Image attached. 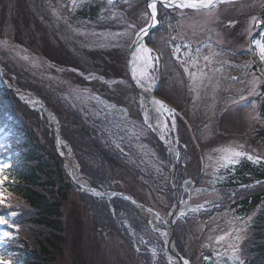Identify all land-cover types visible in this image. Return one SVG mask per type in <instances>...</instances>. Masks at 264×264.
<instances>
[{"label": "rangeland", "instance_id": "obj_1", "mask_svg": "<svg viewBox=\"0 0 264 264\" xmlns=\"http://www.w3.org/2000/svg\"><path fill=\"white\" fill-rule=\"evenodd\" d=\"M85 1L99 4L96 17L77 14ZM263 7L264 0L224 1L199 10H166L159 5L157 18L162 23L151 31L153 48L146 45L156 58L148 69L154 81L149 91L159 85L162 102L175 112V128L171 117L163 118L168 131L162 127L163 138L181 149L183 173L174 185V160L149 127L151 121L145 120L143 95L133 83L129 62L136 33L150 20L148 0H76L75 7L73 0H0V106L8 110L2 108L3 117L13 121L11 126L0 124V161L9 165L3 173L7 179L0 215L13 225H0V233L7 230L14 237L0 244L5 259L12 264H42L27 259L25 247H37L36 235L43 234L44 240L48 232L32 225L28 219L34 218V211L7 192L6 182L15 156L24 149L26 132L35 135L42 146L56 149L59 129L62 149L79 166L72 146L62 137L64 121L76 136L79 123L95 129L122 158L110 171L111 183L164 218L153 221L154 214L137 208L132 212L112 203L120 197H94L97 204H90L82 198L83 193L90 194L74 186L62 208L64 245L50 259L42 257L47 263L176 264L167 253L172 233L174 250L182 255L183 264L264 263L261 254L251 248L260 241L253 234L257 211L245 214L237 203L247 192L264 187H217L243 161H264V137L257 135L264 128L259 113L264 62L252 43L257 38L264 42V23L259 29L255 23L264 21ZM64 61L71 66L57 67ZM189 73L197 74L195 82ZM14 88L41 98L57 126L36 102L22 98ZM6 99L11 101L9 106L4 104ZM226 149L253 159L240 158L225 168ZM63 168L69 178L76 173L75 166L64 159ZM176 207L182 208L183 216L174 217ZM191 208L201 210L191 212ZM10 212L16 215L10 217ZM172 220L171 230L165 222ZM241 223L245 231L234 253L230 247L235 242L233 228ZM229 232L232 236H227ZM220 236L226 239L217 243Z\"/></svg>", "mask_w": 264, "mask_h": 264}, {"label": "trees", "instance_id": "obj_2", "mask_svg": "<svg viewBox=\"0 0 264 264\" xmlns=\"http://www.w3.org/2000/svg\"><path fill=\"white\" fill-rule=\"evenodd\" d=\"M98 8L99 4L88 5L85 1L78 8L77 14L82 17L94 18L98 15ZM261 14L264 18V8ZM66 59L64 58V60ZM65 63L66 61L63 64H59L64 67L71 66ZM262 92L263 101L260 105L259 113L264 119V84L262 85ZM4 120L7 121L6 119ZM62 123L64 127L62 137L72 146L73 154L81 167L83 178L87 179L92 186L104 191L124 190V188L113 185L110 179V171L116 169L119 160L122 159L119 153H116L113 148L109 149L106 146L107 143L101 139L100 134L95 129L90 130L84 125L85 123H79L80 128H78V131L81 132L78 133L79 136H76V132L73 133V130L69 131L64 121ZM257 135L264 137V128L258 131ZM22 146L24 149L17 153L9 170L6 190L12 197L25 201L34 211V218L28 219L32 221V225L43 228L46 233L48 232V237L43 238L44 240H42L43 234L38 233L36 235L35 244L37 247L31 249L25 247L27 259L41 262L42 264H49L47 259L59 254L64 245L65 229L62 208L65 202L68 201L69 195L73 192V187L78 186L65 173L63 159L58 155L54 146L52 149L42 146L36 136L30 132H26V140L22 143ZM168 158L170 159L169 155ZM182 170V162L180 160L177 172L178 179L183 173ZM260 180H264V161L258 164L243 161L234 170L230 171L220 185L223 189L237 190L243 185L249 186L252 182ZM261 184L260 186L264 187L263 182ZM169 189L171 195H173L174 191L171 188ZM253 190L249 193L247 192L245 196L243 195L237 203L240 210L245 214L257 211L254 216L253 234L260 241L255 247L251 248H253L255 254H261L260 257L264 261V189L258 192ZM82 198L90 204H97V200L90 195L83 193ZM112 203L124 206L132 212L137 211L135 207L122 199H114ZM112 219L110 216L109 220ZM176 228L178 229L176 232L178 237L180 235L179 226ZM43 256L47 259L42 258ZM236 261L232 264H236ZM203 264H209V262L204 261ZM240 264L243 263L240 262ZM261 264L264 263L262 262Z\"/></svg>", "mask_w": 264, "mask_h": 264}, {"label": "snow or ice", "instance_id": "obj_3", "mask_svg": "<svg viewBox=\"0 0 264 264\" xmlns=\"http://www.w3.org/2000/svg\"><path fill=\"white\" fill-rule=\"evenodd\" d=\"M224 2V0H150L148 8L150 10V21L149 23L142 29H140L136 33V39L134 41V50L131 54V65L133 68V78L136 80V83L141 87L144 88L146 91L152 90L154 86V81L152 78L148 75V69L152 67V61L156 59L155 57L151 56V49L147 48L144 38L146 36L150 35V31L157 28V25H159L160 21L157 19L158 15V4L161 5L166 10L171 9H193V10H199V9H211L212 7L216 6L218 3ZM73 6H76V0H73ZM257 29L260 28L261 23H264V21H255ZM253 45L255 46L257 50V55L259 56V59L264 62V42H262L261 39L257 38L252 41ZM176 52H179L180 49L177 47L175 49ZM197 53L199 52V49L196 50ZM185 56H188L189 53H184ZM24 59H28V57H24ZM205 60H208L209 57H204ZM192 64L195 65L196 60L193 59ZM185 71L187 72L188 69L185 68ZM190 77L192 78L193 82L197 79L196 73H189ZM255 83V81H253ZM79 96L80 94L77 93ZM99 99V98H97ZM245 97L241 96V100H244ZM152 104L155 105V111L160 114L161 118L171 117V124L172 128H175V112L173 109L168 108L167 105H165L162 101H156L153 100ZM148 117L145 116V120L147 121ZM158 127L160 125H157ZM149 127H152V125H149ZM165 132L168 131V124L165 120V122L162 125ZM163 138V137H161ZM226 155L222 157L223 164L222 166L227 168L229 166H233L237 163H239L240 158L246 157L249 160H252L253 157L248 156L246 153L235 150V149H226L225 150ZM259 162V161H257ZM9 165L4 163L3 161H0V205L5 203V196L3 192V184L5 180L7 179L6 176L3 175L4 169L7 168ZM94 194L99 196L102 195L100 192H95L93 190ZM199 208H191L189 211L191 212H197L200 211ZM15 212H10L9 216H15ZM180 215L183 216L184 212L181 211ZM159 219V217H157ZM250 219V218H249ZM0 225H9V227H13V225L9 224V220L4 216L0 215ZM245 231V224L241 223V225L236 228H233V232H235V236L233 237L234 243L230 244V247L233 249V252L236 253L238 251V242L242 239V236L240 233ZM166 235V233H165ZM227 236H232V232H229ZM14 239L12 233L10 231H3L0 233V244H3L9 240ZM226 239V236H220L217 239V243H220L221 241H224ZM205 259H208L207 257ZM0 264H12L11 260H6L5 256L0 253ZM17 264H22L21 261H17ZM184 264H187V261L184 262ZM236 264H240V261L237 260Z\"/></svg>", "mask_w": 264, "mask_h": 264}, {"label": "bare ground", "instance_id": "obj_4", "mask_svg": "<svg viewBox=\"0 0 264 264\" xmlns=\"http://www.w3.org/2000/svg\"><path fill=\"white\" fill-rule=\"evenodd\" d=\"M227 1H232V0H227ZM158 7H159V4H158ZM150 21V20H149ZM144 41H145V38H144ZM134 50V48H133ZM132 50V52H133ZM131 52V54H132ZM130 61H131V55H130ZM131 64V63H130ZM141 93L143 95V103H144V106L146 108V113H147V116H148V119L151 121L152 123V126L153 128L155 129V131L161 135L162 133V125H163V118H161L160 114L157 113L155 111V105L152 104V101L153 100H156V101H159L157 100L156 98H154L153 94H152V91H146L144 88H141ZM28 98V100L31 101H34V99L30 98L29 96H26ZM157 125H160L159 127ZM182 211V208H175L174 211H173V215L176 216V215H179V213ZM157 217L155 216L154 217V220L156 219ZM7 248H5V250H7ZM6 254V253H4ZM176 263L178 264V261L176 260Z\"/></svg>", "mask_w": 264, "mask_h": 264}, {"label": "water", "instance_id": "obj_5", "mask_svg": "<svg viewBox=\"0 0 264 264\" xmlns=\"http://www.w3.org/2000/svg\"><path fill=\"white\" fill-rule=\"evenodd\" d=\"M132 49H133V48H132ZM19 92H20V91H19ZM20 93H22V94H27V93H23V92H20ZM29 95H30V94H29ZM31 96L34 97L37 101H39V102L42 104V108H43L44 111L46 112V115L49 117V119L52 120V117L50 116V114H49L47 108L44 106L43 102H42L39 98H37V97H35V96H33V95H31ZM56 133H57V132H56ZM57 148H58V150H59L60 155H62L63 157L67 158V156L64 155V154L62 153L58 140H57ZM173 177H174V176H173ZM85 187H86L87 189H89L90 191H92V192H93V190H95V192H98L96 189H94V188H92V187H90V186H85ZM121 195H123L126 199L130 200L131 202L136 203V201H135L134 199H131L129 196H127V195H125V194H122V193H121ZM142 207H143V206H142ZM143 208L146 209V210H148V211H150V212L157 213L155 210H153V209H151V208H149V207H143ZM157 214H158L159 216H161L159 213H157ZM170 227L172 228V223L170 224ZM173 243H174V233H172V236H171V238H170V240H169V248H168V250H169V252H170L173 256H175V257L178 259L179 264H181V257H180V255H179L178 253H176L175 251H173L172 248H171V247H173Z\"/></svg>", "mask_w": 264, "mask_h": 264}]
</instances>
